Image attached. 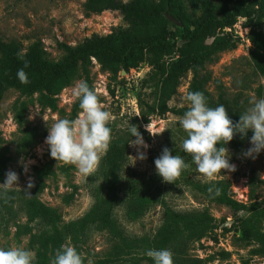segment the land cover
<instances>
[{
	"label": "rangeland",
	"instance_id": "rangeland-1",
	"mask_svg": "<svg viewBox=\"0 0 264 264\" xmlns=\"http://www.w3.org/2000/svg\"><path fill=\"white\" fill-rule=\"evenodd\" d=\"M204 1L185 0L193 17L201 15ZM209 1L214 5L219 2ZM85 2L86 0H0V37L5 41H20L24 51L33 42L41 41L46 58L60 61L66 55L63 44L75 46L93 34L107 35L128 26L119 10L88 14L84 7ZM245 21V17L239 16L234 25L230 26L236 48L221 52L217 61L207 64V69L213 76L209 84L214 98V104L211 106L215 108L223 105L229 116L243 114L251 107L250 101L264 98V77L256 72L249 58L252 48L249 39L251 26H245ZM226 32L225 27L216 28L209 37L199 42V48H206L219 41ZM173 58H176L175 54L166 60ZM150 69L144 63L128 73L121 71L120 76L114 79L93 59L90 67L92 85L99 104L110 113L108 127L112 129L111 135L133 125L134 117L140 114V98L152 100L153 85L143 83ZM191 76L189 73L182 79L178 93L169 101L171 107H188L184 97L187 95ZM215 79H220L225 86V103L218 100ZM82 81L84 82L83 78H77L56 96V110L42 104L40 93L28 95L16 88L7 90L0 102V136L9 148L7 154L11 157L7 172L14 171L19 177L13 190L33 194L35 186H38L40 178H43L45 188L38 196L45 204L58 209L63 222L80 218L92 207L95 201L93 188L101 182L98 171L103 155L95 171L85 176L75 166L51 158L48 145L44 142L48 134L47 124L51 126L58 119L69 120L77 100L72 94L74 86ZM81 115L82 111L76 119ZM182 117L183 115L168 112L164 117L155 116L150 122L141 124V135L149 145L146 150L147 158L135 160L138 149L129 145L126 173H135L148 180L154 179L155 189L159 191L157 194L176 211L207 210L214 218L210 232L191 242L185 251H181L186 256L202 258L205 264H242L245 260H248L249 264H264V257L252 253L255 244L242 235L238 223H235L233 210L226 205L208 201L194 186L195 183L212 180H229L232 196L236 200L248 202L250 179L253 176L256 179V192L263 198L264 184H261L260 180H264V150L253 160L242 155L251 147L249 140L241 152L228 147L231 154L230 163L236 166V170H222L221 174L209 181L197 172L191 156L183 152L181 145L186 133L179 125ZM134 125L139 128L138 123ZM145 125H148L149 131L154 134H150ZM28 131L34 132L36 142L31 151L25 154L20 152L18 147L21 138ZM164 147L169 148L172 155L180 156L188 164V168L183 170L173 183L163 182L156 174L154 160ZM139 151L145 150L140 148ZM25 165L27 172L24 171ZM3 182L4 180L0 181ZM29 183L31 188L28 187ZM4 193L0 191V248H24L32 251L36 260L37 249L30 242L27 228L32 227L36 231L39 221L28 223L20 202H15L12 208L6 206ZM114 212L123 231L131 237L153 236L164 219V208L159 203L154 204L143 216L135 220L127 217L124 202L117 204ZM242 214L239 213V216ZM262 225L264 230V221ZM65 245L71 246L68 240ZM113 245L114 239L106 230L90 228L88 240L79 253L83 264H131L129 256L124 259L109 256ZM49 256V264H52L56 254L49 253ZM141 264L153 262L143 260Z\"/></svg>",
	"mask_w": 264,
	"mask_h": 264
},
{
	"label": "trees",
	"instance_id": "trees-1",
	"mask_svg": "<svg viewBox=\"0 0 264 264\" xmlns=\"http://www.w3.org/2000/svg\"><path fill=\"white\" fill-rule=\"evenodd\" d=\"M84 7L88 14L119 10L128 26L107 35L93 34L75 46L63 44L66 55L60 61L46 58L41 41L33 42L24 51L20 41H5L0 37V102L7 90L16 88L28 95L40 93L42 104L56 110V96L79 77L94 92L90 75L93 59L114 79L120 76L122 70L128 73L146 63L151 69L143 83L153 85L152 100L140 98V114L133 119L135 124H139L138 130L142 134L141 124L150 122L152 117H164L168 112L184 114L188 107L173 108L169 101L178 93L182 79L189 73L192 76L187 93H203L207 106L212 107L214 98L209 84L213 76L207 64L217 61L221 52L235 49L236 41L226 32L223 38L206 48L200 49L199 42L209 37L216 28L224 29L234 25L239 16L246 18L245 26H251L249 39L252 48L249 58L256 72L264 77V0H219L216 5L205 0L201 6V15L197 18L190 14L185 0H86ZM166 12L181 21V25L169 20ZM174 54L176 58L166 60ZM20 69L25 72L27 83L20 82L17 76ZM214 83L218 100H223L221 103L227 102L223 82L215 79ZM80 111L77 99L69 121L75 120ZM229 118L235 124L239 115ZM129 128L111 135L109 149L101 158L98 171L101 182L92 192L94 204L80 218L63 222L58 209L39 198L38 193L45 188L43 178H40V184L35 186L33 194L23 190L4 193L6 206L12 208L15 202H20L28 223L39 221L36 231L32 227L27 228L30 242L37 249L34 264H49V253L57 254L67 240L80 253L88 240L89 229L93 227L106 230L114 239L109 256L117 259L129 256L131 264H141L143 260L152 261L146 255L150 249L169 250L173 264H205L204 259L186 256L181 251H185L191 242L206 236L213 228L214 218L207 210L176 211L157 194L159 191L155 189L154 179L126 173L128 143L135 139L130 136ZM251 135L249 131L247 137L241 139L237 134L226 147L241 152ZM35 142L34 132L28 131L21 138L18 149L28 154ZM8 150L0 136V181L5 179L11 160ZM255 183L256 179L252 176L248 202L236 200L232 196L229 180H212L195 183L194 186L208 201L226 205L233 210L235 223H238L242 235L255 244L252 253L264 257V197L260 198L257 194ZM260 183L264 184V180H260ZM121 202L125 203V212L130 220L140 218L154 204H161L164 219L156 233L142 237L126 234L114 212ZM239 213H243L242 216ZM242 264H249V261L245 260Z\"/></svg>",
	"mask_w": 264,
	"mask_h": 264
},
{
	"label": "clouds",
	"instance_id": "clouds-1",
	"mask_svg": "<svg viewBox=\"0 0 264 264\" xmlns=\"http://www.w3.org/2000/svg\"><path fill=\"white\" fill-rule=\"evenodd\" d=\"M17 76L21 83L28 82L23 69L18 70ZM72 94L79 101L82 115L72 121L58 119L51 126L47 124L48 134L44 142L48 145L51 158L71 164L81 174L89 176L109 149L112 139L111 129L108 127L110 113L99 104L97 96L86 82L76 84ZM184 99L188 108L179 120L180 127L186 133L181 147L184 153L191 156L197 172L205 179L212 180L217 174H221L222 170H236V166L230 163L231 154L226 145L237 134L243 139L249 131L252 132L249 138L251 147L242 153L245 158L254 160L264 150V98L250 101L251 107L239 115L235 124L223 105L215 108L207 106L205 96L199 91L188 92ZM145 128L149 131L148 125H145ZM129 133L135 139H131L128 144L138 149L135 160L146 159L149 145L138 128L132 125ZM149 133L154 134L150 131ZM140 148L145 151H139ZM154 166L156 174L163 182L168 183H173L181 172L188 168V164L180 156L172 155L167 147L155 158ZM24 171L27 172V165L24 166ZM18 179L16 172H6L4 182L0 183V191L13 190ZM28 187H32L31 183ZM146 255L151 258L153 264H173L172 254L167 249H150ZM34 262L35 254L30 250L21 247L0 248V264ZM52 264H83V260L74 247L61 245Z\"/></svg>",
	"mask_w": 264,
	"mask_h": 264
},
{
	"label": "water",
	"instance_id": "water-1",
	"mask_svg": "<svg viewBox=\"0 0 264 264\" xmlns=\"http://www.w3.org/2000/svg\"><path fill=\"white\" fill-rule=\"evenodd\" d=\"M166 16L169 20H171L172 22L181 25V21H179L178 19H176L174 16H172L171 14H169L168 12H166ZM123 72H126L125 70H122Z\"/></svg>",
	"mask_w": 264,
	"mask_h": 264
},
{
	"label": "built area",
	"instance_id": "built-area-1",
	"mask_svg": "<svg viewBox=\"0 0 264 264\" xmlns=\"http://www.w3.org/2000/svg\"><path fill=\"white\" fill-rule=\"evenodd\" d=\"M225 30L230 33L232 36H234V34H232V31H231V27H225Z\"/></svg>",
	"mask_w": 264,
	"mask_h": 264
}]
</instances>
